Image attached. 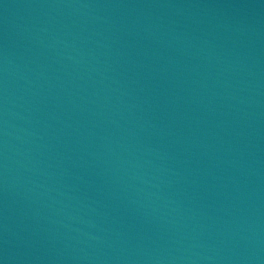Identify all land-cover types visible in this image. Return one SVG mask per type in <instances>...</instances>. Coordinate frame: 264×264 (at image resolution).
<instances>
[{
  "label": "water",
  "instance_id": "1",
  "mask_svg": "<svg viewBox=\"0 0 264 264\" xmlns=\"http://www.w3.org/2000/svg\"><path fill=\"white\" fill-rule=\"evenodd\" d=\"M0 264H264V0H0Z\"/></svg>",
  "mask_w": 264,
  "mask_h": 264
}]
</instances>
